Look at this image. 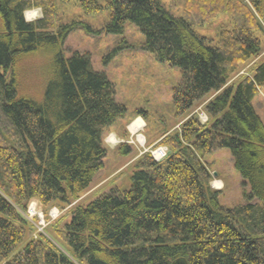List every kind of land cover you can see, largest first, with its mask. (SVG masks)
<instances>
[{
  "label": "trees",
  "instance_id": "obj_1",
  "mask_svg": "<svg viewBox=\"0 0 264 264\" xmlns=\"http://www.w3.org/2000/svg\"><path fill=\"white\" fill-rule=\"evenodd\" d=\"M34 9L43 17L27 22ZM0 23V264H264V118L253 104L264 89V0H0ZM127 28L161 70L182 72L171 100L152 110L117 101L89 51L65 55L72 33ZM43 49L55 69L45 88H32L23 67ZM211 94L202 123L192 110ZM152 115L182 123L169 130ZM138 117L161 133L148 144L167 147L166 158L139 155L129 190L101 189L73 206L106 167L108 131L127 139ZM222 148L261 203L219 202L206 158ZM33 202L48 222L43 233L38 217L25 216Z\"/></svg>",
  "mask_w": 264,
  "mask_h": 264
},
{
  "label": "rangeland",
  "instance_id": "obj_2",
  "mask_svg": "<svg viewBox=\"0 0 264 264\" xmlns=\"http://www.w3.org/2000/svg\"><path fill=\"white\" fill-rule=\"evenodd\" d=\"M24 17L27 22H33L41 19L43 13L41 9H34L26 11ZM211 30L212 29L209 31ZM95 36L96 38H94V36H88L82 31L70 34L65 41V55L70 57L76 51H89L91 53L93 69L98 72H106L111 82L115 83L116 90L119 92L117 101L120 99L123 100L124 95L128 97L131 102L138 101L136 103L147 106L152 110L155 105H160L161 103L163 104L171 100V84L181 81L182 72L175 68H171L167 64L164 65H166L168 69L161 70L160 66L162 64L156 59L154 54L147 56L141 46L133 47L132 41L136 40L139 36L136 31L127 28L121 36L103 35V33H98ZM122 36L123 40L120 42V37ZM95 39L99 41L97 45L94 42ZM263 57L264 44L262 47V54L258 57V61L263 60ZM255 62L256 60L245 66L241 74L246 72V69ZM25 66L26 67L23 68H26L28 72L29 83L32 82L30 84L31 87L33 88V86H35V88L39 89L45 88L47 79L55 69L54 54H51L47 49H43L30 60L26 61ZM160 70L164 75L160 74ZM166 78H169L171 83L168 82L166 84L164 82ZM214 95L215 94H211L203 101L197 103L192 110V114L197 115L202 123L209 120L204 110V105L207 100ZM147 102L153 105L148 106L146 105ZM253 104L258 115L264 118V89L261 90L260 94L254 99ZM150 118H154V121L161 126H167L169 130H171L172 127H174L173 129L178 128L182 123L176 121L169 122L170 120H168L167 123L163 124L161 123L163 119L158 115H152ZM155 127L156 126H154V128ZM126 128L127 130L129 129V131L131 130L130 136L127 139L120 138L116 133L108 131L105 142L110 148V153L106 159V167L95 176L91 187L78 201L73 203V206L82 203L85 205L89 204L101 194L99 192L96 193L101 189H103V193H106L116 187L122 191L131 188L133 170H131L129 166L137 155L139 156L143 153L145 148L150 149L153 146L148 143L158 138L161 133L154 131V133L149 134L143 117H138L130 123H126ZM137 128L138 130L134 131ZM126 140H129L133 144L131 146V152L125 153V151L122 150L121 152H115L116 147ZM206 162H208L211 171H213V175L214 173L217 174L216 179L219 181L215 179L212 182V187L222 191L219 198V202L222 205L233 207L247 202L261 203L257 198H250L251 187L237 172L233 156L229 149L222 148L212 152L207 156ZM120 173L124 174L119 176L118 180L112 183L113 177H116ZM32 205H35V203ZM55 215L54 213L52 218H54ZM39 216L42 219L43 227H45L46 224L43 220V214L40 213Z\"/></svg>",
  "mask_w": 264,
  "mask_h": 264
},
{
  "label": "built area",
  "instance_id": "obj_3",
  "mask_svg": "<svg viewBox=\"0 0 264 264\" xmlns=\"http://www.w3.org/2000/svg\"><path fill=\"white\" fill-rule=\"evenodd\" d=\"M151 153H152V156L154 157V159L156 161H160L166 157L167 150H166V148L161 147V148L156 149L155 151H152ZM35 214H36L35 208L33 206L30 207V209L28 210V213H27L28 219L33 217ZM39 229H40V231H42V229H43V222L42 221L40 222Z\"/></svg>",
  "mask_w": 264,
  "mask_h": 264
},
{
  "label": "water",
  "instance_id": "obj_4",
  "mask_svg": "<svg viewBox=\"0 0 264 264\" xmlns=\"http://www.w3.org/2000/svg\"><path fill=\"white\" fill-rule=\"evenodd\" d=\"M216 176H217V174L214 173V177H216ZM172 264H188V262L185 258H179L175 262H173Z\"/></svg>",
  "mask_w": 264,
  "mask_h": 264
},
{
  "label": "crops",
  "instance_id": "obj_5",
  "mask_svg": "<svg viewBox=\"0 0 264 264\" xmlns=\"http://www.w3.org/2000/svg\"><path fill=\"white\" fill-rule=\"evenodd\" d=\"M122 142V141H121ZM138 156V155H137ZM135 160V159H134ZM130 165V164H129Z\"/></svg>",
  "mask_w": 264,
  "mask_h": 264
},
{
  "label": "bare ground",
  "instance_id": "obj_6",
  "mask_svg": "<svg viewBox=\"0 0 264 264\" xmlns=\"http://www.w3.org/2000/svg\"><path fill=\"white\" fill-rule=\"evenodd\" d=\"M31 15V14H30Z\"/></svg>",
  "mask_w": 264,
  "mask_h": 264
}]
</instances>
